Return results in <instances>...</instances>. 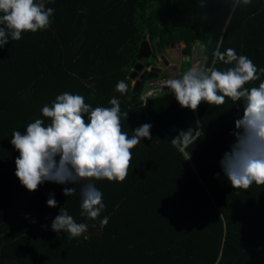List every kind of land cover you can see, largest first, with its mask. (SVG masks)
<instances>
[{
	"label": "trees",
	"instance_id": "trees-1",
	"mask_svg": "<svg viewBox=\"0 0 264 264\" xmlns=\"http://www.w3.org/2000/svg\"><path fill=\"white\" fill-rule=\"evenodd\" d=\"M200 3L51 0L46 7L55 12L47 30L22 33L0 48V264H264V186L233 189L220 166L243 101L202 102L193 112L173 94L143 100L147 82L170 77L169 71L151 70L137 89L142 72L132 77L146 40L162 64L157 55L184 42L183 72L192 67L188 60L209 66L218 46L264 68V0L235 8L232 0ZM152 65L146 60L145 68ZM258 75L245 87L264 81ZM119 81L128 85L123 95L116 91ZM64 92L82 95L93 108L110 107V99L118 98L121 113L129 112L121 117L129 137L152 125V139L131 150L126 179L96 182L106 205L100 218L109 217L103 229L99 219L81 216L79 185L45 182L29 192L15 175L19 152L12 132L23 134L38 118L50 123L41 109ZM189 128L198 129L200 138L182 153L171 141ZM64 187H76L75 194L66 197ZM50 193L55 208L47 206ZM61 208L88 224L87 239L51 229Z\"/></svg>",
	"mask_w": 264,
	"mask_h": 264
},
{
	"label": "clouds",
	"instance_id": "clouds-1",
	"mask_svg": "<svg viewBox=\"0 0 264 264\" xmlns=\"http://www.w3.org/2000/svg\"><path fill=\"white\" fill-rule=\"evenodd\" d=\"M49 2L51 0H0V48L10 40L19 41L22 33L47 30L55 12L46 7ZM250 3L251 0H232V7ZM200 7H205L204 0ZM217 62L228 67L218 69ZM258 71L264 74V68L258 70L247 56L238 55L234 48L222 52L218 46L212 52L209 66L190 67L180 77L179 71L178 78L167 82L180 107L193 112L202 102L219 106L226 102L225 98L233 104L243 101V115L235 120L232 133L234 142L222 157L220 166L232 188L245 191L253 184L264 186V81L258 86L245 87L260 80ZM116 91L123 95L128 85L119 81ZM109 104L110 107L93 108L82 95L64 92L56 96L51 106L41 109L50 123L45 125L44 120L38 118L27 125L23 134L14 130L10 141L19 152L15 175L26 190L35 192L45 182L79 185L81 216L92 221L99 219L101 229L108 224L109 217L100 218L106 205L96 182H123L132 168L131 150L143 139H152L149 123L136 128L129 137L121 124V117L127 119L129 112L121 113L118 98L113 97ZM198 133L199 130L193 128L180 131L171 143L185 153L200 138ZM75 192L76 187L63 188L66 197ZM54 196V193L49 194L48 207H57ZM51 229L58 234L66 233L70 238L87 239L88 224L76 222L63 208L53 219Z\"/></svg>",
	"mask_w": 264,
	"mask_h": 264
},
{
	"label": "rangeland",
	"instance_id": "rangeland-1",
	"mask_svg": "<svg viewBox=\"0 0 264 264\" xmlns=\"http://www.w3.org/2000/svg\"><path fill=\"white\" fill-rule=\"evenodd\" d=\"M185 46L184 42L179 43L178 45L174 46V49H171L170 47L165 50V53L163 56L168 60V65L162 64V62H159L158 59H153L151 58V61L154 62L155 65H152V67H157L162 70H167L171 73L170 77H175L178 78L179 71H181V75H183L182 69L185 63L187 61H184L182 49ZM160 54H158L159 60L162 61L163 56L160 57ZM188 62H192V67L197 66L200 67L202 66V61L200 59L197 60H188ZM135 83V82H134ZM146 88V87H145Z\"/></svg>",
	"mask_w": 264,
	"mask_h": 264
},
{
	"label": "water",
	"instance_id": "water-1",
	"mask_svg": "<svg viewBox=\"0 0 264 264\" xmlns=\"http://www.w3.org/2000/svg\"><path fill=\"white\" fill-rule=\"evenodd\" d=\"M178 45V43L174 44V46ZM162 49L159 48V53H161ZM153 55V49L150 46L149 42L146 40V42L142 43L140 50H139V55L138 59L139 62L136 64L135 68L133 69V72H135V75H132L133 78H136L140 72H142L140 78L136 80L135 86L136 89L139 87L142 83V80L145 78V76L148 74L153 69H156L154 67H150L148 69H145V64L142 62V59H149ZM164 64L168 65V60L163 56ZM132 72V73H133ZM172 93L170 91L167 92V95H171Z\"/></svg>",
	"mask_w": 264,
	"mask_h": 264
},
{
	"label": "built area",
	"instance_id": "built-area-1",
	"mask_svg": "<svg viewBox=\"0 0 264 264\" xmlns=\"http://www.w3.org/2000/svg\"><path fill=\"white\" fill-rule=\"evenodd\" d=\"M174 77H163L160 79H152L147 82V91L143 94V100L150 96H160L170 91L167 88V82Z\"/></svg>",
	"mask_w": 264,
	"mask_h": 264
},
{
	"label": "flooded vegetation",
	"instance_id": "flooded-vegetation-1",
	"mask_svg": "<svg viewBox=\"0 0 264 264\" xmlns=\"http://www.w3.org/2000/svg\"><path fill=\"white\" fill-rule=\"evenodd\" d=\"M155 56H156L155 54L152 55V57H155ZM157 56H158V55H157ZM162 56H163V54L160 55V57H162ZM152 57H150V58H152ZM164 57H165V56H164ZM150 58H149V59H150ZM149 59H145V58H143V59H142V62L145 64L146 60H149ZM145 69H146V68H145Z\"/></svg>",
	"mask_w": 264,
	"mask_h": 264
}]
</instances>
